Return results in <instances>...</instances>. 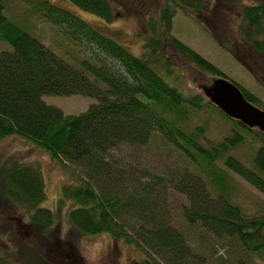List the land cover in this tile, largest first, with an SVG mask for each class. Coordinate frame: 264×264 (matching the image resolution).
<instances>
[{"label": "trees", "instance_id": "16d2710c", "mask_svg": "<svg viewBox=\"0 0 264 264\" xmlns=\"http://www.w3.org/2000/svg\"><path fill=\"white\" fill-rule=\"evenodd\" d=\"M15 1L30 3L46 24L66 35L72 48H80L88 57H77L72 63L25 31L12 12ZM67 1L107 22L117 17L110 0ZM143 1L152 4V0ZM209 1L161 0L157 9L153 4L143 9L148 35H138L143 52L136 57L49 0H0V42L11 48L0 53V141L9 137L28 140L71 172L73 182L63 186L60 200L72 203L70 224L81 235L107 234L117 243L135 246L145 257L138 264H257L254 256L264 260V216L248 217L232 201L229 185L233 174L264 195V133L229 119L205 95L183 90L169 59L172 52L202 73L228 80L220 68L171 34L177 9L200 13ZM221 1L241 4V0ZM237 35L264 62V0L243 6ZM232 82L247 101L264 110L258 96ZM74 95L93 98L97 104L80 115H66L44 101L47 96ZM204 110L217 112L235 126L230 136L211 149L199 143L203 128L193 133L187 130L191 112ZM157 135L199 166L218 197H210L203 177L188 170L145 176L112 159L113 151L144 147ZM249 136L258 143L250 167L229 155ZM220 161L224 168L218 165ZM168 189L187 197L189 204L182 207L186 225L209 234L216 247L226 243L230 253L214 258L195 250L186 232L172 224ZM46 200L39 164H0V264H56L47 257L63 253L67 259L62 264H71L64 244L48 238L56 214L44 205ZM24 221L40 242L48 239L51 255L44 257L47 253L42 254L41 248L17 239L15 225L28 227Z\"/></svg>", "mask_w": 264, "mask_h": 264}, {"label": "rangeland", "instance_id": "374dc122", "mask_svg": "<svg viewBox=\"0 0 264 264\" xmlns=\"http://www.w3.org/2000/svg\"><path fill=\"white\" fill-rule=\"evenodd\" d=\"M61 8L75 14L95 29L110 36L120 45L125 47L132 55L141 57L143 41L138 36L148 35L145 26L143 9L161 6V0H152V4L143 0H110L117 12V17L107 22L99 16L82 10L67 0H49ZM255 0H241V4L230 5L221 0H210L200 12L187 9H177L172 21L171 34L183 43L200 53L204 58L220 68L230 81L254 93L264 102V62L259 56L246 49L243 40L237 35V25L241 18L243 6ZM239 2V3H240ZM12 12L15 13L19 25L25 31L36 37L56 54L65 57L72 63L76 58H87L88 54L80 48H72L69 38L59 32L53 25L46 24L33 10L28 2L15 1ZM8 44L0 42V53L10 51ZM171 51V49H169ZM170 52L169 59L174 62L175 74L179 76L178 84L184 89H190L205 95L204 90L211 88L219 79L202 73L178 55ZM173 80L170 78L169 82ZM176 82V79H175ZM206 97V95H205ZM44 101L51 106L58 107L66 115H80L90 106L97 104V100L81 95L74 96H47ZM203 128L200 145L211 149L230 136L235 126L223 119L213 110L202 112L192 111L187 123V130L193 133L196 129ZM255 143L251 136L247 141L232 150L229 155L237 157L246 166H251L250 161L255 153ZM112 159L121 162L123 168L138 171L145 176L160 174L166 175L169 170L189 171L194 175L202 176L206 181V189L210 197H218V191L209 182L198 165L192 159L183 157L180 153L166 144L159 135L155 136L148 145L137 148H122L112 152ZM0 164H39L43 170L47 200L44 205L56 214L55 224L49 229V239H56L64 244V251L68 252L71 264H138L145 259L142 251L135 246L127 245L123 241L118 243L107 234L88 236L79 234L69 222L68 213L72 203L62 199L63 186L72 183V173L66 172L60 165L41 149L28 140L20 137H9L0 141ZM223 167L222 161L218 162ZM73 169L82 171L77 166ZM229 185L232 191V201L243 208L248 217L264 216V195L257 191L240 177L231 174ZM167 204L173 217L172 224L175 228L186 232L188 238L199 253L206 256H220L230 253L226 243L216 247L209 234L199 228L190 229L183 217L182 207L189 204L187 197L176 191L168 189ZM3 209L0 201V212ZM11 219L17 222L15 216ZM28 223L24 221V224ZM19 233V241L27 246L41 248V253L50 254V243L45 237V242L38 240L31 226L20 227L15 225ZM55 232L57 234H55ZM51 234L52 237H51ZM5 243L2 246L5 248ZM214 247V248H212ZM257 264H264V260L254 256ZM53 263L62 264L67 259L66 255L47 257ZM66 263V262H65ZM212 264V262H208Z\"/></svg>", "mask_w": 264, "mask_h": 264}, {"label": "water", "instance_id": "95a60500", "mask_svg": "<svg viewBox=\"0 0 264 264\" xmlns=\"http://www.w3.org/2000/svg\"><path fill=\"white\" fill-rule=\"evenodd\" d=\"M204 92L210 102L229 119L264 133V110L247 101L235 83L221 79Z\"/></svg>", "mask_w": 264, "mask_h": 264}]
</instances>
